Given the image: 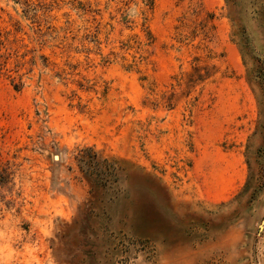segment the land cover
I'll use <instances>...</instances> for the list:
<instances>
[{"label": "rangeland", "instance_id": "obj_1", "mask_svg": "<svg viewBox=\"0 0 264 264\" xmlns=\"http://www.w3.org/2000/svg\"><path fill=\"white\" fill-rule=\"evenodd\" d=\"M0 264H264V0H0Z\"/></svg>", "mask_w": 264, "mask_h": 264}]
</instances>
